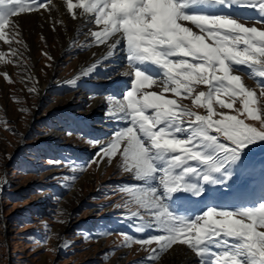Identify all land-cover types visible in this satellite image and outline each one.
<instances>
[{"label": "snow or ice", "instance_id": "obj_1", "mask_svg": "<svg viewBox=\"0 0 264 264\" xmlns=\"http://www.w3.org/2000/svg\"><path fill=\"white\" fill-rule=\"evenodd\" d=\"M197 2L207 0H63L72 20L98 26L99 30L89 32L97 45L107 46V57L124 46L127 71L122 74L131 78V90L107 112L118 127L106 143L94 142L100 151L88 164L97 163V158L111 163L119 156L121 170L142 182L122 187L130 200L117 205L135 204L137 210L123 219L137 218L138 232L147 228L157 233L143 239L120 233L125 245L136 244L149 253L135 264H151L176 244L186 246L199 264H264V203L235 211L208 209L192 221L174 217L164 203L173 195L182 200V192L193 191L194 184L187 179L215 183L212 175L239 160L244 148L264 142V105L260 103L264 80L257 81V96L234 67L248 68L249 78H264V20L242 24L225 16L188 14L185 9ZM232 2L264 16V0ZM55 7L52 0H0V41L8 45V63L22 55L13 45L27 49L15 18L41 10L51 13ZM256 24L260 29L250 26ZM6 55L0 52V60ZM146 63L159 67L160 77L150 78L135 67ZM4 79L12 82L7 73ZM200 85L206 91L198 90ZM148 88L157 90L146 92ZM36 91L35 84L28 88L29 93ZM165 93L191 100L193 107L205 109L206 114L191 111ZM237 100L240 106L234 108ZM217 106L234 114L218 112ZM253 174L252 169H243L237 181ZM195 195H200V189Z\"/></svg>", "mask_w": 264, "mask_h": 264}, {"label": "rangeland", "instance_id": "obj_2", "mask_svg": "<svg viewBox=\"0 0 264 264\" xmlns=\"http://www.w3.org/2000/svg\"><path fill=\"white\" fill-rule=\"evenodd\" d=\"M55 13L49 25L43 21L34 22L33 13L29 16L33 21H26L28 15L25 19L15 18L27 49L23 45H13L22 53L14 63L7 62L11 58L9 48L0 41V52L8 54L0 60V264H135L145 260L149 253L139 245H125L120 233L143 239L144 231H136L139 220L123 219L137 208L135 204L127 208L117 205L130 200L122 187L142 182L133 180L121 170L119 156L113 157L111 163L107 159L100 162L97 158V163L88 164L100 151L99 144L94 142L106 143L118 127L107 112L127 90L118 88L119 91H115L114 87L104 85L112 76L121 77L116 70L125 72L127 60H121L124 64L101 63L103 68L114 65L107 76L97 71L82 77L80 84L69 85L65 81L75 76L81 64L91 60L95 52L107 49L97 45L86 32L94 26H85V22L80 29H74V37L66 41L64 23L54 16ZM257 20H264V16L255 14L241 18L242 23ZM250 26L261 27L258 24ZM29 44L31 49H28ZM33 61L40 85L29 76L28 66H32ZM135 67L141 68L140 64ZM234 67L243 75L245 86L259 96L257 81L264 78H249L248 68ZM5 73L11 83L4 79ZM143 73L150 78L161 75L156 76L149 69ZM126 78L122 86L130 83L131 78ZM82 83L102 88L93 91ZM33 84L37 91L29 93L28 88ZM41 84L45 87L42 90ZM111 88L118 94L110 92ZM154 90L157 89H145L146 92ZM198 90L206 91V88L200 85ZM96 96L105 104L100 111L95 110L100 117L90 113ZM165 96L178 99L191 111L206 114L205 109L193 107L191 100L172 93H165ZM260 103L264 105V97H260ZM239 106L237 100L234 108ZM216 111L234 114L233 110L219 106ZM86 114H89L90 124L81 125ZM108 124H112L114 131L111 133L105 132L110 127ZM49 161L65 163L55 165ZM243 169H252L254 174L237 181V173ZM262 170L264 142H257L244 148L239 160L212 175L219 191L231 194L224 197L222 205L216 207L212 203L208 209L230 210V203H233L237 208L230 211H235L264 203V180L259 179ZM156 186L153 181L152 187ZM207 187L205 183L204 188ZM89 236L97 238L89 239ZM191 253L186 246L176 244L151 264H171L174 259L183 260Z\"/></svg>", "mask_w": 264, "mask_h": 264}, {"label": "bare ground", "instance_id": "obj_3", "mask_svg": "<svg viewBox=\"0 0 264 264\" xmlns=\"http://www.w3.org/2000/svg\"><path fill=\"white\" fill-rule=\"evenodd\" d=\"M52 4H54L56 7L53 8L51 13L44 11V10H41L40 12H33L34 18L36 19V20H34V22L35 21L36 22L43 21V22L48 23V25H49L50 21L52 20V14L54 11H56L57 13H55L54 16L58 17V19L60 21H63L66 39H67L66 41H69V40H71V38L74 37L73 36L74 35L73 34L74 29H80L82 27V23H84V21H83V19L72 20L71 16L68 15L66 12V7H63V0H52ZM74 11L79 12L80 10L76 9ZM185 11L188 14H204V15H209V16H225V17L234 19L235 21L240 22V23H242V21H241L242 17H248V16L252 17V15H255V14L261 15L256 9H254L252 7L242 6V4L239 2L233 3L232 0H224V3H219V4L215 3V2H211V0H207V2H197V3L190 4L189 7H187L185 9ZM31 14L32 13L22 14L19 17V19H25V17H24L25 15H28V17H29V16H31ZM32 19L33 18L29 17L28 20H26V21H33ZM88 25L89 24H87L85 26H88ZM90 25H92L94 27L93 28H87L86 29L87 33H90L89 29L99 30L98 26H96L94 23L90 24ZM193 30L198 32V29H195L194 26H193ZM46 31H48V30H46ZM101 45H103V48H106L108 51V48L106 45H104V44H101ZM123 47L124 46L122 45L121 50L115 52L112 57L106 56L107 51L106 52H102V51L95 52L92 55L93 56L92 59L91 60L88 59L87 63L81 64L79 66V68L77 69L76 74H74L75 76L69 80H75L76 83L80 84V82H81L80 79L85 76V75H83V73L88 68L92 67L93 65H96V67L93 69V71L91 73H97V71H98V72H101V74L102 73L105 75L109 74L108 73L109 70L112 69V67L114 65L113 66L108 65V66H105V68H103V67H100V64L105 63L107 61H110V62L115 63V64H119V63H123V62L125 63V61H123V62L121 61V60L126 59V53H125V51L122 50ZM31 48H32V45L29 44L28 49H31ZM34 64H35V62L33 61L32 66H28L29 76H31V78L33 79V81H35V83H38V85H40L39 84L40 80L37 76V70H36V67ZM116 68L119 69L118 67H116ZM145 69L151 70V72L154 75L156 74V76L161 73V70L159 67L152 65L150 63L141 64V71L143 72ZM116 71L118 72L119 76L121 75V77L119 79L111 78L109 81L105 82V84H106L105 86L108 88H110V87L116 88L117 87V89L115 91H119L118 88L121 89V85H122L121 82L126 81L127 76H124L122 74L124 71H120V70H116ZM69 80H66L65 82L68 83ZM82 85L93 90V91L102 88L99 85H91V84H86V83H82ZM43 88H45V87L43 84H41V90ZM114 88H111V90L114 91ZM115 91H114V93H117ZM94 99L95 100L92 101L93 102L92 103L93 109L90 111V113H92L94 117H100V114L95 112V110L98 108L97 110L100 111L105 104H101V101H102L101 97L96 96V98H94ZM88 116H89V114H86L82 117V118H84V117L85 118L82 120L81 125H87L89 123ZM85 128H86V126H85ZM111 131H112V129H107L105 132L110 133ZM186 256L187 257L183 260L174 259V262H172L171 264H196L194 254L186 255Z\"/></svg>", "mask_w": 264, "mask_h": 264}, {"label": "crops", "instance_id": "obj_4", "mask_svg": "<svg viewBox=\"0 0 264 264\" xmlns=\"http://www.w3.org/2000/svg\"><path fill=\"white\" fill-rule=\"evenodd\" d=\"M191 183L194 184L193 179H191ZM195 190H196V186H194V188H193V191H195Z\"/></svg>", "mask_w": 264, "mask_h": 264}]
</instances>
